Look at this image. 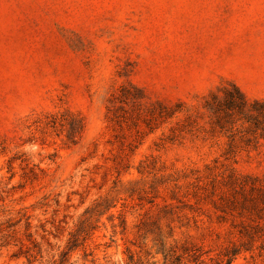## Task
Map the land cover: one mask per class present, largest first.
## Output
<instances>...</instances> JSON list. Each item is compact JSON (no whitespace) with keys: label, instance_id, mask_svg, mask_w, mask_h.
I'll return each instance as SVG.
<instances>
[{"label":"rangeland","instance_id":"374dc122","mask_svg":"<svg viewBox=\"0 0 264 264\" xmlns=\"http://www.w3.org/2000/svg\"><path fill=\"white\" fill-rule=\"evenodd\" d=\"M229 84L264 101V0H0V264H264Z\"/></svg>","mask_w":264,"mask_h":264},{"label":"trees","instance_id":"16d2710c","mask_svg":"<svg viewBox=\"0 0 264 264\" xmlns=\"http://www.w3.org/2000/svg\"><path fill=\"white\" fill-rule=\"evenodd\" d=\"M222 96L212 93L206 100L205 108L210 114L212 123L221 131L230 133L233 137L237 123L247 124L249 132H259V137L264 139V101H250L234 84L224 87ZM69 127L68 138L73 142L77 133L82 132L83 125Z\"/></svg>","mask_w":264,"mask_h":264}]
</instances>
